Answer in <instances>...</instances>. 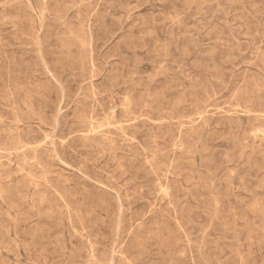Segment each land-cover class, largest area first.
I'll list each match as a JSON object with an SVG mask.
<instances>
[{"label":"rangeland","instance_id":"374dc122","mask_svg":"<svg viewBox=\"0 0 264 264\" xmlns=\"http://www.w3.org/2000/svg\"><path fill=\"white\" fill-rule=\"evenodd\" d=\"M0 264H264V0H0Z\"/></svg>","mask_w":264,"mask_h":264}]
</instances>
